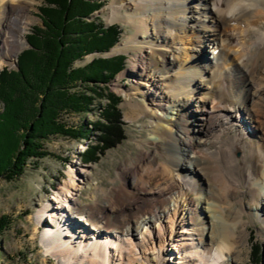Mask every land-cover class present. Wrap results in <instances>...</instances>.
Segmentation results:
<instances>
[{
  "label": "bare ground",
  "instance_id": "obj_1",
  "mask_svg": "<svg viewBox=\"0 0 264 264\" xmlns=\"http://www.w3.org/2000/svg\"><path fill=\"white\" fill-rule=\"evenodd\" d=\"M33 2L0 0V67L12 65L25 46ZM109 8L108 23L130 22L138 32L131 45L119 41L109 53L136 52L129 74L137 80L134 89L140 101L127 104L149 119L150 141H160L163 161L152 153L147 155L154 160L145 176L140 170L132 172L133 201L127 206V219L118 214L126 209L119 193L78 209L72 217L69 211L77 203L71 191L77 187L65 183L54 198L55 209L46 205L44 210L52 224L42 233L45 253L60 264H87V260L114 264L116 256L122 264L123 254L127 262H134L139 259L131 257L137 247L145 246L147 252L149 243L154 250L150 257L143 252L146 264H172L164 256L174 252L175 264L241 262L248 236L242 215L248 214L264 229V127L256 125L257 121L264 125V0H199L192 9L190 0H113ZM204 41L215 54L201 65ZM195 64H200L198 70H192ZM201 88L204 91L196 96ZM76 173L82 180L85 167L76 168ZM188 175L194 179L189 181ZM195 193L194 203L187 201ZM142 200L147 205L137 206ZM110 208L117 209L115 214L108 215ZM176 213L182 218L190 214L196 221L190 219L184 230L175 233V224L184 226L170 219ZM224 215L229 222L222 221ZM39 216L41 225L45 217ZM79 220L90 224V238L80 236L84 230L77 229ZM153 222L157 227L170 223L172 247L164 237L167 226L158 228L151 239L147 226ZM199 222L202 228L197 227ZM119 233L140 235L139 243L121 241Z\"/></svg>",
  "mask_w": 264,
  "mask_h": 264
},
{
  "label": "rangeland",
  "instance_id": "obj_2",
  "mask_svg": "<svg viewBox=\"0 0 264 264\" xmlns=\"http://www.w3.org/2000/svg\"><path fill=\"white\" fill-rule=\"evenodd\" d=\"M34 1V7L31 8L29 12L31 23L24 32L25 46L17 53L12 65L3 64L0 67V70L5 68L6 71H14L16 69L18 55L29 49L25 37L31 33L32 28L40 26L36 8L40 7L42 2L41 0ZM95 1H100L102 6L92 15L93 18H97L99 23L103 26L117 25L120 29L117 43L123 41L124 43L131 45L134 37H136L135 35L138 33L135 27L130 22L115 21L108 23L107 21L106 8L110 9L109 6L113 0ZM197 3H199V0H190L191 9L195 7ZM192 16H195V14H192ZM148 34L145 36L146 40L150 36ZM117 43H115V45ZM209 44V42H203L202 48L205 58L200 60L201 65L206 62V57H213L212 53L214 51ZM183 47H186V50H190V47L186 44ZM112 55H123V70L116 74L111 82H108L104 86L101 84L91 86L89 83L82 84L78 82L80 90L75 92L80 93V95H90V92L85 93L86 89L84 88H90L91 86V88L101 87L104 92H109L117 96L118 102L116 108L120 113L121 127L123 130L122 134L124 138L119 143H116L111 147L108 146L103 150L100 149L102 146L101 143L96 144L97 140L103 135V130L98 126L99 124L104 123L101 117V112L104 106L108 104V101L103 95H94L95 97H93L94 99L91 101L92 105L90 106L89 111L83 113L70 112V114L69 112L66 113L62 111L60 114L61 121L67 124L68 128L77 130L81 129L82 126L84 133L83 139L76 140L59 135L49 137L42 143L46 155L38 160L31 158L25 160V164L19 176L12 175L14 169L10 170L11 175L8 174L9 172L0 173V219L5 220V225H3L4 227L0 230V264H60L55 256L45 253V247L42 246L41 239L43 231L49 228V225H52L50 224L49 218H46V215L44 216L45 207L48 205L50 210L52 208L55 209L57 205L54 198L60 194L61 191L59 188L65 183H73L77 187L75 191H71L74 199L73 201L77 203V208H73L69 211L72 217L76 216L75 211L78 209L86 208L89 204L96 205L109 201L110 196L119 193L122 194V199L125 198L123 199V202H126L123 203L124 207H122L126 209L118 214L121 216V219H127L130 214L128 210L129 207L127 206L133 201L134 179L132 178V172L140 170L141 174L145 176V173L150 171L152 167L151 164L154 160L147 155H151L152 153H154L158 162L163 161L159 154L158 144L160 141L158 144H153L150 141V138H153V134L152 128L148 126L149 119L138 112H132L127 104L130 103L131 100L133 102L140 101V97L134 89L137 80L129 74L131 59L136 55V52L128 51L119 52L118 54L108 52L100 55H84L79 61L73 62L72 67L75 68L85 65L94 57H109ZM170 58L171 57L169 56V60L168 58L167 60L172 62V58ZM200 64H195L192 70H198ZM72 90H75V88ZM203 91L204 90L201 88L199 94H196V96H199ZM252 92L255 94V91ZM208 104L209 106L211 105V103ZM175 108L176 107H173L170 111L173 115L177 112ZM1 111L2 104L0 102V112ZM157 114L159 115L160 113L157 112ZM259 122H256L257 127H264V125ZM249 133H251L250 129ZM18 144L19 149H22L21 141H18ZM97 147L100 150L96 149ZM88 158L92 159L90 161H85V159ZM157 161H155L154 165H158ZM84 167L85 177L82 180H79L76 168L80 169ZM184 174L185 172L182 175ZM188 176L189 181L194 179L193 175ZM195 178L198 180L197 175H195ZM136 180L138 182L140 181L139 178H136ZM196 196L197 193L187 196L186 199L187 201L188 199L193 200L194 203V198H196ZM138 202L137 206L140 205V207H142L147 205V202L144 200ZM98 207L100 208V206ZM170 209H173V207L170 206ZM115 211H117V209L110 208V210H107L108 215L115 214ZM39 214V217H45H42L43 223L41 225L37 224V216ZM197 215L202 217V214L200 213H197ZM183 218L179 213H176L175 218H170L174 222L184 225L178 228L179 225L177 224L178 226L176 228L175 224V233L184 230L186 227L185 223H188L190 219L196 221L195 216L190 214H185ZM242 219L244 220V232L247 233L248 236L250 235L256 244L264 243V229L263 231L261 230V224L258 222H252L249 219L248 214H243ZM80 220L79 222H81ZM222 221L229 222V216L224 215ZM84 223L86 224L84 221L76 223V226L78 227L77 229H80L81 231L84 230L83 233H79L80 236L87 235L86 238L88 239L91 235V226H89L90 224L84 225ZM159 225L161 227H157L153 222L151 227L147 226V230L151 232V239L154 235L155 237L158 235V232L160 231H158V228L162 230V228L164 229V227L167 226L164 237L169 247H172L173 244L169 241L172 238V235L170 234V223H159ZM201 226L203 225L199 222L197 227L199 228ZM35 228H37L36 231ZM80 230H78V232ZM118 236L121 241H125L126 238H129L133 243V246L139 243L140 239V235L135 237L130 235L124 237L123 235L120 236L119 233ZM248 236L246 237V244L244 246V255L240 256V258H243L242 261L233 264H248L250 248ZM192 237L196 242L198 237L195 236V232ZM180 238L181 237L178 239ZM174 242V244L180 245L183 241ZM147 249L146 252L145 246H138L136 253H133L131 256H139V259L134 262H127V258L123 254L122 256H124V260H122V264H146L143 259V252H146L145 256L150 257V254L154 250V246L152 247V245L148 243ZM190 250L191 249H189V251ZM177 256V252H174L169 255L165 254L164 258L169 259L170 261L172 260V264H175L177 261L175 257ZM118 259L117 256L114 258V264H118ZM260 264H263L262 256Z\"/></svg>",
  "mask_w": 264,
  "mask_h": 264
},
{
  "label": "trees",
  "instance_id": "obj_3",
  "mask_svg": "<svg viewBox=\"0 0 264 264\" xmlns=\"http://www.w3.org/2000/svg\"><path fill=\"white\" fill-rule=\"evenodd\" d=\"M41 2L37 8L40 26L32 28L25 37L29 49L18 55L14 71L0 70V173L11 175L10 170L14 169V176L21 174L28 158L38 160L46 155L42 143L49 137L83 139L82 126L77 130L68 128L60 114L89 111L96 95H103L108 101L101 112L105 125L98 126L103 135L96 144L101 143L103 150L124 138L116 108L118 97L101 87L91 88L97 84L104 86L123 70V55L97 57L85 65L72 67L84 55L106 53L115 46L120 29L116 25L104 27L93 18L102 6L100 1ZM78 82L91 85L84 88L90 95L75 92L80 90ZM3 225L5 220L0 219V230ZM249 243L248 264H260V256L264 264V243L256 244L251 237Z\"/></svg>",
  "mask_w": 264,
  "mask_h": 264
},
{
  "label": "water",
  "instance_id": "obj_4",
  "mask_svg": "<svg viewBox=\"0 0 264 264\" xmlns=\"http://www.w3.org/2000/svg\"><path fill=\"white\" fill-rule=\"evenodd\" d=\"M260 260H261V258H260Z\"/></svg>",
  "mask_w": 264,
  "mask_h": 264
}]
</instances>
